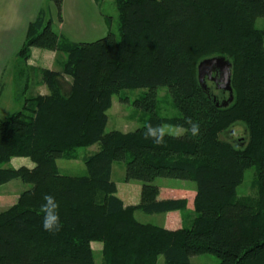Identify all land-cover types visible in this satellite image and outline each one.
<instances>
[{"label": "trees", "instance_id": "trees-1", "mask_svg": "<svg viewBox=\"0 0 264 264\" xmlns=\"http://www.w3.org/2000/svg\"><path fill=\"white\" fill-rule=\"evenodd\" d=\"M97 1V0H96ZM62 22L64 0H51ZM120 38L70 42L41 11L29 24L15 79L27 80L32 48L66 56L61 71L41 70L47 95L24 100L21 111L0 121V164L28 158L27 167L0 168V187L21 179L33 187L0 213V264H96L93 242L104 245L103 264H193L212 254L219 264H264V0H116ZM222 57L232 64L233 102L203 88L199 64ZM26 76V77H25ZM69 78V81L67 80ZM27 84L24 90H26ZM167 87L180 115L157 113V88ZM124 89H149L134 105L149 115L134 132L106 133L113 97ZM219 104V106H218ZM199 125L191 135V123ZM246 125L245 146L222 141L236 123ZM186 130L157 145L146 126ZM87 174L61 175L57 161L80 148ZM126 164L125 181H140V203L125 206L112 180L114 162ZM256 169L254 197H237L245 172ZM158 178L196 183L190 227L170 230L136 220L188 211L178 191ZM46 194L59 203L61 228L45 232Z\"/></svg>", "mask_w": 264, "mask_h": 264}, {"label": "rangeland", "instance_id": "rangeland-1", "mask_svg": "<svg viewBox=\"0 0 264 264\" xmlns=\"http://www.w3.org/2000/svg\"><path fill=\"white\" fill-rule=\"evenodd\" d=\"M40 8L41 10L39 9V13L44 11L45 19L47 20L46 22L51 20L53 30L67 38L70 42L92 43L106 37L110 33L114 34L118 39L120 38L119 17L116 7V0H64L61 12L62 22L59 21L58 11L51 0H42ZM256 27L258 29H263L264 18H259L257 20ZM57 54L58 55L54 63L55 69H59V65L62 63L61 59H63V54ZM36 63H39L38 65L40 67L43 65L42 62ZM19 64L20 63L17 61L16 68ZM13 66L14 65H11L10 69L13 68ZM26 67L28 81L21 80L18 82L15 79V82H10V87L7 90L5 96L6 109L4 110V113H0V121H4L13 113L21 111L24 100L26 98L32 97L31 91L35 92L38 90L39 86H35L37 81H40V78L42 81L41 70L37 69L28 75L29 67L28 65ZM67 80L69 81V78H67ZM26 84L27 87L26 90H24ZM204 84L206 85V88L208 87L210 89L213 95L218 96L221 100L225 101L228 99L229 94L225 93L221 89H218L217 85L212 81L206 79ZM46 90H48L47 86L45 87L44 91ZM149 91V89H124L115 95L113 97L112 107L107 113L108 124L105 132L110 133L112 131H121L124 133H129L142 128L149 119V115L143 110L138 109L134 105V102L141 99ZM156 92L158 115L165 118L178 117L180 113L173 103L168 88L159 87L157 88ZM165 126L168 129V135L181 136L186 133L185 129L175 127L173 125ZM220 139L222 141L229 142L234 146H245L249 139V132L246 125L239 122L231 126L226 131L222 132L220 134ZM99 149L100 145L96 144L88 148L78 149L75 153L76 157L73 159L67 157L59 159L57 161V165L60 174L65 176L86 175L87 169L83 159L86 156L96 153ZM28 166H35V164L28 158H13L8 163L0 164V168L18 169L21 167L29 168ZM125 176V162H114L112 180L118 185L119 188L116 196L120 199H125L127 203H129L128 201H131L132 203L139 204L143 183L140 181H131L127 183L125 181ZM255 181L256 169L252 167L245 172L243 182L237 188V197H254L257 194ZM153 184L155 186H168L175 191L181 188H188V191H194L191 188L196 189V183L178 179L158 178L153 182ZM32 187V184L25 183L21 179H15L8 182L7 184L2 185L0 187V213L15 205L20 195L23 192L30 190ZM175 193H177L175 196L180 195V192ZM190 195V192H186L187 197H190ZM181 214L182 216L176 215V217L184 220L181 227H190V214L188 212ZM135 218L137 221L143 224H152L161 227L164 226V215H149L142 211H136ZM92 248L94 251L95 263L103 264V243L93 242ZM191 262L193 264H219L220 260L215 255L202 254L193 256L191 258ZM157 264H164L163 255L159 256Z\"/></svg>", "mask_w": 264, "mask_h": 264}, {"label": "crops", "instance_id": "crops-1", "mask_svg": "<svg viewBox=\"0 0 264 264\" xmlns=\"http://www.w3.org/2000/svg\"><path fill=\"white\" fill-rule=\"evenodd\" d=\"M42 0H0V113H4L6 109L5 96L10 87V82H15L16 64L18 61V53L23 47L29 24L35 20L39 11L41 10L40 4ZM40 9V10H39ZM57 52L48 50H39L38 48H32L31 58L28 60L27 65L30 75L37 69H47L51 71H61L62 64L66 60V56L63 55L62 63L59 65V69H55L54 63L57 58ZM62 55V54H61ZM36 62H42L40 67ZM14 65L10 69V66ZM42 84V85H41ZM39 87H38V86ZM38 90L31 91L32 96L47 95L48 90L44 91L45 87L41 81L36 83ZM33 87V88H35ZM36 89V88H35ZM184 135V134H183ZM29 169H33L35 166H28ZM113 174V169H112ZM117 185V184H116ZM169 189L168 186H157ZM172 189V188H171ZM188 188H181L177 190L180 192L178 198L188 199V213L190 214V225L192 223V213L194 211L193 201L195 197V188H191L194 191H188ZM119 188L117 185V192ZM186 192H190V197L186 196ZM190 198V199H189ZM125 206H135L138 203H132L125 199H121ZM129 200V199H128ZM164 215L165 229L175 230L182 228L184 220L178 216H182L180 212L161 214ZM161 227V226H159Z\"/></svg>", "mask_w": 264, "mask_h": 264}, {"label": "clouds", "instance_id": "clouds-1", "mask_svg": "<svg viewBox=\"0 0 264 264\" xmlns=\"http://www.w3.org/2000/svg\"><path fill=\"white\" fill-rule=\"evenodd\" d=\"M191 123V135L195 137L199 131V125ZM169 134L165 125L161 124L146 126L145 138H150L153 143L160 145L164 143L166 136ZM44 203L41 205L40 211L42 215V228L45 232L54 233L61 228V216L59 212V203L53 195L46 194L43 197Z\"/></svg>", "mask_w": 264, "mask_h": 264}, {"label": "water", "instance_id": "water-1", "mask_svg": "<svg viewBox=\"0 0 264 264\" xmlns=\"http://www.w3.org/2000/svg\"><path fill=\"white\" fill-rule=\"evenodd\" d=\"M198 77L203 88H206L204 83L208 79L215 82L218 89L229 94L228 101L223 103L224 107L233 102V89L231 86L232 64L229 60L215 57L202 61L198 66Z\"/></svg>", "mask_w": 264, "mask_h": 264}, {"label": "flooded vegetation", "instance_id": "flooded-vegetation-1", "mask_svg": "<svg viewBox=\"0 0 264 264\" xmlns=\"http://www.w3.org/2000/svg\"><path fill=\"white\" fill-rule=\"evenodd\" d=\"M214 84H216L215 82H213Z\"/></svg>", "mask_w": 264, "mask_h": 264}]
</instances>
